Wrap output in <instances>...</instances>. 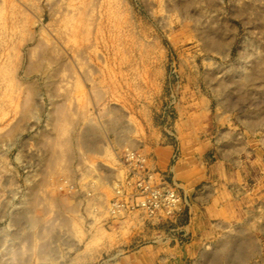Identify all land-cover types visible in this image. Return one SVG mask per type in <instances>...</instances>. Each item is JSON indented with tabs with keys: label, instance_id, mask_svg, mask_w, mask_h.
<instances>
[{
	"label": "rangeland",
	"instance_id": "obj_1",
	"mask_svg": "<svg viewBox=\"0 0 264 264\" xmlns=\"http://www.w3.org/2000/svg\"><path fill=\"white\" fill-rule=\"evenodd\" d=\"M205 186L264 215V0H0V264H196Z\"/></svg>",
	"mask_w": 264,
	"mask_h": 264
},
{
	"label": "crops",
	"instance_id": "obj_2",
	"mask_svg": "<svg viewBox=\"0 0 264 264\" xmlns=\"http://www.w3.org/2000/svg\"><path fill=\"white\" fill-rule=\"evenodd\" d=\"M202 148L206 149L205 144ZM147 150L157 154V158L150 160L152 166L168 164V147L150 146ZM191 153L176 166V173L186 183L205 184L212 173L225 172L215 165L207 167L206 163L197 170L193 147ZM233 186L230 185L232 190ZM214 189L215 186L209 189L205 186L192 195L189 230L195 234V241L188 245L187 252L196 256V264H264V215L255 220L249 211L246 213L244 209L246 214L242 213L237 195L225 191L215 194Z\"/></svg>",
	"mask_w": 264,
	"mask_h": 264
},
{
	"label": "built area",
	"instance_id": "obj_3",
	"mask_svg": "<svg viewBox=\"0 0 264 264\" xmlns=\"http://www.w3.org/2000/svg\"><path fill=\"white\" fill-rule=\"evenodd\" d=\"M144 182V183H142ZM139 183L140 189V199L139 204L143 205L149 210L160 209L163 206H172L176 202L173 197V190H164L160 187H155L147 181H142ZM170 200L172 202H170ZM177 201V200H176Z\"/></svg>",
	"mask_w": 264,
	"mask_h": 264
},
{
	"label": "bare ground",
	"instance_id": "obj_4",
	"mask_svg": "<svg viewBox=\"0 0 264 264\" xmlns=\"http://www.w3.org/2000/svg\"><path fill=\"white\" fill-rule=\"evenodd\" d=\"M167 188H169V187H167ZM177 191H178V190H177ZM140 196H141V195H139V198H140ZM139 198H138V199H139ZM181 198H182V197H181ZM184 203H185V202H184ZM181 204H182V203H181ZM159 213H160V212H159ZM173 216H174V215H173ZM155 217H157V216H155ZM159 217H160V216H159ZM160 218H161V217H160ZM166 219H167V218H166ZM163 220H164V219H163ZM164 221H165V220H164Z\"/></svg>",
	"mask_w": 264,
	"mask_h": 264
}]
</instances>
